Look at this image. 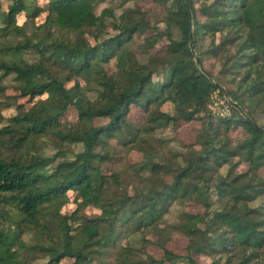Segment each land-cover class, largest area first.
Instances as JSON below:
<instances>
[{"label": "trees", "instance_id": "obj_1", "mask_svg": "<svg viewBox=\"0 0 264 264\" xmlns=\"http://www.w3.org/2000/svg\"><path fill=\"white\" fill-rule=\"evenodd\" d=\"M109 1L114 0H47L46 19L37 26L42 37L0 44V97L2 80L13 76L18 90L14 97L31 103L26 110L20 106L0 127V264H32L36 254L47 259L45 264H61L65 258L72 264H95L101 263L100 255L110 256L109 264H199L194 256L207 257V264H264V0H197L198 7L196 0H188V7L185 0H155L164 5L162 28L140 8L123 7L113 22L116 34L98 41L105 17L113 14L107 7L97 11ZM117 1L124 6L135 0ZM22 10L16 0L0 12L5 24L0 32L8 35L17 29L15 16ZM149 29L154 33L144 38L147 58L140 62L131 50L133 37ZM64 34L69 38H62ZM91 35L94 44L88 40ZM162 39L165 45L155 50ZM24 50H35L38 60L16 58ZM111 59L115 72L108 76L104 64ZM206 60L218 65L216 75ZM72 79L74 85L65 87ZM222 89L241 111L226 102L229 116L210 114L211 96L223 97ZM85 91H95L96 100H88ZM166 104L171 113L161 109ZM69 107L77 116L74 129L55 134L81 145L71 159L47 169L49 159L39 155H4L5 148L21 150L45 137ZM133 108L140 111V125L128 117ZM98 119L106 123L95 125ZM199 119L202 127L194 144L183 146L180 164L153 161L155 149L144 146L152 131L178 129ZM235 128L244 134L232 142L229 132ZM113 139L141 151L144 163L138 166L152 173L145 191L107 195L109 180L114 188L117 182L100 171L106 161L100 149L107 150ZM240 164L246 169L236 172ZM167 177L170 182L164 181ZM69 191L76 193L77 208L67 216L61 208ZM175 202L203 211H181L176 224L162 228ZM89 206L99 213L77 214ZM70 222L77 223L75 231ZM147 231L157 237L159 258L145 245L136 249L119 242L122 235ZM173 232L187 240L184 255L168 247ZM26 234L38 242L28 245Z\"/></svg>", "mask_w": 264, "mask_h": 264}, {"label": "rangeland", "instance_id": "obj_2", "mask_svg": "<svg viewBox=\"0 0 264 264\" xmlns=\"http://www.w3.org/2000/svg\"><path fill=\"white\" fill-rule=\"evenodd\" d=\"M16 0H0V12H7L8 7L12 5ZM23 6V10L19 12L15 16V26L17 29H14L12 32H8V35L0 32V44L4 45H15L22 40L26 41L27 39H36L42 37L44 34L42 30L38 29V25L42 24L47 16V0H20ZM197 2V0H196ZM197 7L200 2H197ZM109 8L113 15L105 17V27L103 33L98 34V41H103L108 37L116 34L117 31L113 29V22L115 17H117L124 8H133L138 7L142 11L145 12L146 19H149L152 24L159 26L160 28L164 27V25L160 22L164 5L162 3L155 0H135L126 3L124 6L119 4V1H109L107 4H103L99 7L97 13L102 8ZM199 19H203L202 16L198 15ZM5 26L4 23L0 22V28ZM12 26H9L7 29H11ZM154 31L149 29L144 32L141 36H134L133 42L134 44L131 46V50L135 53L137 59L140 62H145L147 55L143 52L142 44L144 43V38L153 35ZM56 36H61L60 33H55ZM100 37V39H99ZM62 38H69L66 34L62 35ZM88 40L94 44L96 42L95 38L91 35L88 36ZM165 40L162 39L156 46L155 50H159L165 45ZM140 46V47H139ZM151 49L149 52L154 51ZM16 58H20L26 60L29 63H33L38 60V54L35 50H24L19 54ZM205 66L208 67L215 75L218 73V65L216 66L215 62L212 60H206ZM104 70L106 71L108 76H111L115 72V60L111 59L107 64H104ZM2 72L0 71V75ZM65 77H63L64 81ZM80 86H84L85 82L81 77H77L76 79ZM75 83V79L71 81H65V87L69 88L73 86ZM2 84L4 86V92L0 97V102H2V114L4 116V122L1 126H5L8 124V120L15 116L19 111V107L22 106L24 110L31 106V103L27 101L26 98L18 99L15 98L18 95L17 83L15 82L13 76L6 77L2 80ZM93 88V87H92ZM94 89V88H93ZM86 98L90 101H94L97 98V94L95 91H85ZM15 96V97H14ZM46 95L42 96L41 99H45ZM37 99V98H36ZM226 99L224 97H220L218 93H214L211 96L208 111L210 114L215 117H227L224 114V110L227 106ZM164 112L171 113L172 106L169 104L163 105L161 108ZM230 113V111H229ZM229 116V115H228ZM132 122L140 125L141 122V114L137 109H132L128 115ZM77 121V116L75 109L73 107H69L63 117L60 119L58 125L49 130L47 135L40 139L33 140L28 146L24 147L21 150H11L9 148H5L3 153L7 157H29L31 155H39L42 158L49 159L50 164L47 169H51L55 167L59 162H63L65 160L71 159L76 153L81 150L80 144H74L68 141L67 139H60L57 137L55 132H67V130H73ZM106 123L105 119H98L95 121V125H103ZM202 127V120H195L189 122L187 124H183L178 129H174L173 127H169L163 130L152 131L149 136H147V143L144 146H150L155 149L153 153H155V158L153 161L158 164H166L172 167L180 164L183 159V146L194 144L195 137L197 132ZM244 132L240 128L231 129L229 132V137L232 142L243 136ZM102 155L105 156L106 161H103L100 164V171L107 178L110 179L115 177L117 182V188H114L112 179L109 182L112 184L111 189L107 191V195L111 196L112 193H122L124 190L127 191L128 194H133L137 190H146L148 186H150V178L152 177V173L149 172L145 166H141L139 168L140 163H144L142 160L141 151L136 150H128L125 147H121L117 144L115 139L111 140L109 143V147L106 149H100ZM139 165V166H138ZM246 169L245 164H240L235 171L243 172ZM225 168L221 170V172H225ZM165 182H170V178L164 179ZM77 197L76 193L69 191L67 192V201L65 205L61 208V213L63 215L70 216L75 209L77 208L76 203ZM181 211H186L189 213H201L203 209L199 206H195L191 203L186 204H178L177 202L172 203L168 208V214L163 217V221L161 227L164 228L167 225H174L177 223ZM99 210L96 208L89 206L85 210L79 211L77 214L87 216H92L94 214H98ZM73 230L76 228L75 222H70ZM75 231V230H74ZM74 234V232H72ZM129 235V234H127ZM124 235L120 236L119 242L122 245L128 244L136 249H141L143 245L147 248V251L152 256L159 258L161 256V250L158 248L157 237L153 235L150 231H147L143 234L129 235V237L124 238ZM170 239H168V247L175 251L179 255H184L186 253L187 240L180 233L173 232L170 235ZM144 240H141L143 239ZM24 240L28 245H33L38 242L37 238L32 234H26L24 236ZM148 243H145L147 242ZM31 263L32 264H45L47 259L42 258L41 255L36 254L32 256ZM194 259L199 264H207L209 260L204 256H194ZM98 261L101 263L95 264H109L111 262L110 256H99ZM73 260L70 258H65L61 261V264H72Z\"/></svg>", "mask_w": 264, "mask_h": 264}, {"label": "water", "instance_id": "obj_3", "mask_svg": "<svg viewBox=\"0 0 264 264\" xmlns=\"http://www.w3.org/2000/svg\"><path fill=\"white\" fill-rule=\"evenodd\" d=\"M185 3H186V5H187V7H188V0H185ZM189 48H190L191 53L195 54V52H194V48H193V45H192V35H190ZM195 62L199 65V69H200V71H201L205 76L208 77V74L206 73L205 69H204L203 66L201 65L200 60H199L197 57H195ZM222 90H223V95H224L223 97L226 99L227 103H228L231 107H233L234 109H236V110H238V111H241L240 107H239L236 103L232 102V101L227 97V94H226L225 90H224V89H222Z\"/></svg>", "mask_w": 264, "mask_h": 264}, {"label": "built area", "instance_id": "obj_4", "mask_svg": "<svg viewBox=\"0 0 264 264\" xmlns=\"http://www.w3.org/2000/svg\"><path fill=\"white\" fill-rule=\"evenodd\" d=\"M222 115H227V116L230 115L228 107L225 108L224 114H222Z\"/></svg>", "mask_w": 264, "mask_h": 264}]
</instances>
